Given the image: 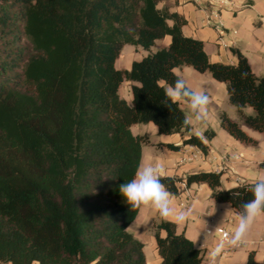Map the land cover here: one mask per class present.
Returning <instances> with one entry per match:
<instances>
[{
    "label": "trees",
    "instance_id": "obj_1",
    "mask_svg": "<svg viewBox=\"0 0 264 264\" xmlns=\"http://www.w3.org/2000/svg\"><path fill=\"white\" fill-rule=\"evenodd\" d=\"M164 1L0 0V264H147L144 244L129 231L140 208L119 192L150 144L132 126L153 123L159 135L180 134L182 145L159 144L175 152L195 146L207 153L206 141L216 137L213 129L198 136L183 127L180 104L163 106L173 69L189 66L226 84L240 120L264 134V77L236 48L235 64L212 62L203 41L184 35L187 20L159 7ZM166 36L168 47L130 70L116 67L126 45L150 51ZM125 82L132 83V105L120 95ZM220 124L254 143L226 113ZM222 175L161 181L174 195L179 183L206 184L217 203L238 212L254 182L224 189ZM154 235L161 264H202L176 224L161 221ZM248 264H256L253 254Z\"/></svg>",
    "mask_w": 264,
    "mask_h": 264
},
{
    "label": "crops",
    "instance_id": "obj_2",
    "mask_svg": "<svg viewBox=\"0 0 264 264\" xmlns=\"http://www.w3.org/2000/svg\"><path fill=\"white\" fill-rule=\"evenodd\" d=\"M164 6L187 20L183 27L184 35L203 41L212 62L235 64L237 57L232 50L236 48L248 58L253 72L264 77V0H167L159 5L160 8ZM219 20L222 22L221 27L218 26ZM170 43L171 37L166 36L157 41L150 51L126 45L122 51V54L125 53L124 60L120 63L119 59L116 67L130 70L134 61L168 47ZM176 70L187 73L189 86L203 88L211 98L208 121L194 125L191 133L198 134L195 128H199L203 135L206 130L212 129L211 122L214 121L216 137L206 141L207 153L195 146H185L175 152L159 144L182 145L180 134L159 135L158 128L153 123L134 125L131 129L136 136H147L150 140V144L143 146L141 164H160L164 169L162 177L184 179L199 172H222L221 182L224 189L255 182L264 176V134L246 126L240 120L239 113L231 119L241 124L254 143L238 141L221 127L220 116L226 113L225 109L230 103L226 84L215 80L210 73H200L189 66ZM125 85L127 89L124 92L132 93V83L125 82L122 86ZM128 98L125 100L132 105L133 95H128ZM180 106L188 115L187 106L183 103ZM244 112L249 114L247 108ZM225 156H228L226 161L223 159ZM179 187L181 188L180 183ZM181 203L186 206L182 207ZM228 205L217 203L206 184H194L189 187L188 193L180 189V194L174 195L173 206L177 211L191 210V217L186 223L176 224L177 232L183 233L192 242L197 240L195 247L201 252L202 264H209V250L221 241L217 235L210 236L200 249L204 232L208 228L216 227L232 232L236 226L238 212L232 206L226 211ZM161 221L151 206L141 207L129 227V231L144 244L147 264L162 262L154 235L155 226ZM161 236L165 237L166 232L161 231ZM243 241L244 244L238 249L226 247L217 257L216 264H248L250 254H253L256 264H264V216L254 221Z\"/></svg>",
    "mask_w": 264,
    "mask_h": 264
},
{
    "label": "clouds",
    "instance_id": "obj_3",
    "mask_svg": "<svg viewBox=\"0 0 264 264\" xmlns=\"http://www.w3.org/2000/svg\"><path fill=\"white\" fill-rule=\"evenodd\" d=\"M173 72L176 79L173 83L164 86L165 99L162 102L163 106L171 111L173 105L185 104L188 109V115L185 116L182 122V126L185 128L205 124L209 119V105L211 103L209 94L203 88L190 87L187 73H181L176 69H173ZM240 75L241 79H245L248 73L241 72ZM240 108V105L229 103L225 111L231 118L239 112ZM163 172L164 169L160 164L138 165L133 178L119 185V192L131 208L151 206L162 221L182 225L190 219L191 210L177 211L173 206L174 194L161 181ZM248 191L251 193L252 198L240 204L237 213L238 219L233 231L209 250V264H216L217 257L223 253L226 247L239 246L254 221L258 217L264 216V176L259 177L251 184ZM230 208L231 204L226 207V211ZM214 230L204 232L200 249ZM193 243L195 245L197 240ZM32 264H38V261L34 260Z\"/></svg>",
    "mask_w": 264,
    "mask_h": 264
},
{
    "label": "built area",
    "instance_id": "obj_4",
    "mask_svg": "<svg viewBox=\"0 0 264 264\" xmlns=\"http://www.w3.org/2000/svg\"><path fill=\"white\" fill-rule=\"evenodd\" d=\"M215 17H217V18H219V15L218 14H215ZM264 22V21H263ZM218 26H222V22L219 20V22H218ZM224 160L226 161V160H228V158L226 157V158H224ZM180 186H181V189L184 191V192H186V193H188L189 192V187H187V185H186V183H184V182H182V183H180ZM181 206L182 207H184V206H186L185 205V203H181ZM215 228H208L206 231H211V230H214ZM231 232L229 231V230H227L226 228H223V227H216V229L214 230V232H213V234L211 235V236H213V235H217L218 237H219V239L220 240H223V239H225L226 238V236L228 235V234H230ZM244 244V241H242L241 243H240V245L239 246H237V247H232L233 249H238V248H240V247H242V245Z\"/></svg>",
    "mask_w": 264,
    "mask_h": 264
},
{
    "label": "rangeland",
    "instance_id": "obj_5",
    "mask_svg": "<svg viewBox=\"0 0 264 264\" xmlns=\"http://www.w3.org/2000/svg\"><path fill=\"white\" fill-rule=\"evenodd\" d=\"M124 56H125V53H123L122 54V57L120 58V63H122L123 62V58H124ZM127 89V85H125V86H122L121 87V91H120V94L122 95V97L124 98V99H129L128 98V95H130L131 97H132V93L131 92H128L127 94L124 92L125 90ZM129 101H131V99L129 100ZM247 112L249 113V114H252L253 113V109L251 108V107H247ZM216 125V122H211V126H212V129H215V126ZM199 128H195V132L197 131V133H199V135L198 134H196V135H198V136H202V132H200V130H198ZM195 134V133H194ZM228 158V156H225L224 158ZM223 158V159H224Z\"/></svg>",
    "mask_w": 264,
    "mask_h": 264
}]
</instances>
